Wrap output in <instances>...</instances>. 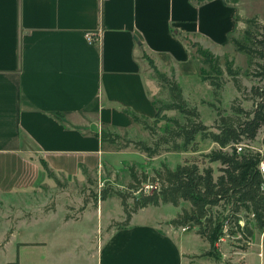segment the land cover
<instances>
[{
  "label": "crops",
  "instance_id": "0c3cea01",
  "mask_svg": "<svg viewBox=\"0 0 264 264\" xmlns=\"http://www.w3.org/2000/svg\"><path fill=\"white\" fill-rule=\"evenodd\" d=\"M239 3L0 0V264L209 261L204 255L208 242L196 229L188 235V228L169 222L175 216L152 211L163 204L137 210L124 225H116L123 220V210L121 219L109 215L105 223L100 221L101 238L94 248L92 240L83 246L36 240L38 221L56 218L59 228L53 233H62L61 227L80 220L91 203L88 200L74 216L69 213L73 204L66 202L37 207V192L52 178L101 179V172L118 170L111 159L103 158L106 152L136 151L146 157L132 143L123 149L107 148L100 131L143 140L132 136L137 128L148 133L132 114L151 120L156 112L149 83L150 74L158 77L148 59L175 79L179 72L199 78L191 42L204 48L208 41L226 45L237 23L232 7ZM91 32L98 34L94 42L86 39ZM125 163L127 168L135 164ZM108 198L97 202L96 216H102ZM197 240L206 243L203 251L192 246ZM254 245L264 264V228L253 233L244 264H249Z\"/></svg>",
  "mask_w": 264,
  "mask_h": 264
},
{
  "label": "trees",
  "instance_id": "16d2710c",
  "mask_svg": "<svg viewBox=\"0 0 264 264\" xmlns=\"http://www.w3.org/2000/svg\"><path fill=\"white\" fill-rule=\"evenodd\" d=\"M223 1L231 5L236 0ZM235 20H239L237 15ZM246 23L247 27L242 31V36L230 37V41L236 51L247 56L250 69L246 74L256 80L245 95L252 106L246 109L241 104L232 105L230 114L218 110L215 121L216 131L210 130L201 121L197 107L189 105L185 100L175 77L161 73L153 61L148 59L161 86L167 90L168 97L164 101L154 100L156 112L151 121L132 114L134 121L149 132V140H127L123 146L132 143L134 148L142 151L149 158L162 151H186L195 143L198 135L202 139H211L216 146L204 154L208 164L186 158L174 168L162 163L161 167L153 169L151 174L143 170L139 171L133 165L129 166L127 191L104 187L98 198L97 194L94 196L95 204L99 199L111 196L119 198L124 220L116 225L127 224L131 215L141 208L161 204L179 206L181 202L186 201L189 207L183 206L169 222L175 227L195 225L196 233L209 245L204 255H216L218 258L220 251L217 242L224 234V221L234 223V225L230 224L228 229L231 236L239 232L242 237L251 238L255 229L264 228V189L262 188L264 176L259 168L264 153L249 146H242L241 151H237L236 148L238 143L255 140L264 127V22L253 17L247 19ZM193 44L202 57L203 64L209 68L207 71L201 69L199 73L202 74L201 79L208 80L214 88L220 87V81L215 79L223 74L219 57L198 43ZM225 71L232 76L238 87L236 76L239 74V69L232 68L227 58ZM168 111H176L182 118L168 116L166 115ZM163 122L165 124L161 125ZM161 126L162 132L158 133L156 127L158 129ZM100 137L102 141L114 145L120 135L102 129ZM40 162L49 172L46 161L41 159ZM214 162L219 163L217 175L210 165ZM142 183L151 187H142ZM84 206L85 204L82 205L81 210ZM220 206L227 211L224 215L219 209H215ZM243 213L246 214L245 218ZM248 215H252L251 218H248ZM243 218L244 224L240 226L238 222ZM251 221L253 224L250 223Z\"/></svg>",
  "mask_w": 264,
  "mask_h": 264
},
{
  "label": "rangeland",
  "instance_id": "374dc122",
  "mask_svg": "<svg viewBox=\"0 0 264 264\" xmlns=\"http://www.w3.org/2000/svg\"><path fill=\"white\" fill-rule=\"evenodd\" d=\"M240 3L237 7H232L236 11V15L239 17L237 20L236 26L233 31L228 36V41L226 45H220L223 43L219 42H211L208 41L206 43L208 49L212 51V53H216V56L219 57L220 65L223 69V74L218 75L215 79L220 81V87L214 88L209 84L208 80H202L201 75L199 74V78L195 75L194 77L190 75H182L179 72L178 77H176L179 85L183 89V97L189 103V105L196 106L199 113L201 121L209 127L210 130L216 131L215 121L217 119V111L219 110L222 113L230 114L231 106L241 104L244 108H251V101L245 97L248 94L250 86L256 83L255 78L246 74L249 66L247 63V56L235 50L233 43L230 41V37L240 38L242 36V31L247 27L246 20L249 18H256L260 22H264V0H238ZM191 47H195L193 42H191ZM204 48V47H203ZM192 53L196 58V67L197 72L200 73L201 69H205L206 71L209 69L207 65L203 64L202 57L197 53L196 47L192 48ZM228 59L231 63L232 68L239 69V74H237V83L238 87L235 84L232 76L228 75L225 71V59ZM214 73V72H211ZM173 76V75H171ZM201 76V77H200ZM154 76L150 74L151 83H149L150 92L155 98V100H166L167 90L163 88L160 84L159 79L157 80L153 78ZM155 77H157L155 75ZM199 79V80H198ZM168 116H176L178 118H182L180 114L176 111H168L166 113ZM151 121V120H150ZM163 122L161 125H164ZM137 133L132 134L133 138L148 140L149 132L147 133L145 130L141 128H137ZM156 130L158 133L162 132V126ZM118 142L114 145L107 144V148L111 147L114 149H123L127 146H123V143L127 141V133L122 134L120 138L117 139ZM264 127L259 131L257 137L253 141H243L240 143L242 146H249L250 148L263 151L264 153ZM109 146V147H108ZM216 144L208 138L202 139L199 135L196 137L195 143L186 151H162L160 154L147 159L140 152H131V153H111L106 152L103 154V158L107 160H112L113 164L118 167V170L114 172H101L102 176L99 179L98 176L90 175L86 178L75 179V178H66L65 176H60V181H56L55 178H52V183L46 185V187L42 189H38L37 199L41 204L37 207H41L43 209H47L54 205L55 202L69 203L73 204V208L69 209V213L74 216L77 215L81 211L82 205H86L87 201L90 200V205L85 208V212L83 217L75 221H69L64 226H62V233H53L57 228L56 218L54 220H41L36 223V231L34 234V238L36 240L53 243L54 241H58L61 244H74L76 246H83L85 244H90V241L93 242V248L96 246L97 240L101 238V229L100 224L105 223L108 220L109 215H113L116 219H121L122 206L120 204V200L118 197L113 196L108 198L103 202L102 206V216H96V204L94 202V196L97 194V198L99 197L100 192L104 187H110L108 189L117 188L127 191L126 185L129 180V170L127 165L128 162H134L135 164H131L139 171L143 170L151 174L153 169L161 167L162 163H166L171 168H174L177 164L182 163L186 158H190L192 160H197L199 162H205L204 164H208V162L204 159V154L208 153L212 148H214ZM195 150V151H194ZM241 151V150H240ZM264 159V158H263ZM130 165V166H131ZM210 165L215 169V175L218 174L217 168L219 167V163L214 162L210 163ZM125 166V168H124ZM57 182L56 184L54 182ZM142 183V187H146ZM144 185V186H143ZM150 188V187H149ZM148 188V189H149ZM104 199H99V202ZM60 204V203H58ZM57 204V205H58ZM59 206V205H58ZM189 207V203L186 201L181 202L179 206H174L172 204H163L161 208H153L152 211L156 214H162L164 216H176L178 212L181 211L182 207ZM215 209H219L222 215H224L227 211L223 207H218ZM245 218L246 214L243 213ZM252 215H248V218H251ZM244 218L243 223H244ZM247 218V217H246ZM124 220V217H123ZM123 220L116 222L121 223ZM229 222V221H228ZM253 224V221L250 222ZM226 222L224 221V225ZM231 223L229 222V225ZM228 225V224H227ZM231 225H234L232 223ZM182 226L179 228L181 229ZM184 227V226H183ZM235 227V226H234ZM188 228L187 234L193 235L195 233V225L191 224ZM186 228V229H187ZM236 228V227H235ZM229 229V228H228ZM256 229L254 230V232ZM228 235L221 241L218 245V249L220 251V257L218 258L216 255L207 256L209 259L208 262H205L206 259H202L200 262L198 259L194 260L196 264H244L245 263V255L246 248L249 246L245 241L238 240L240 239L241 233H236L235 236H231L229 231H227ZM256 241V240H255ZM89 242V243H87ZM196 252L203 251L206 246V243L201 240H197L192 243ZM253 253L249 254L248 260L249 264H260V258L257 255L258 246L254 245ZM36 254L40 255L38 250ZM83 260V259H82ZM205 260V261H203Z\"/></svg>",
  "mask_w": 264,
  "mask_h": 264
},
{
  "label": "built area",
  "instance_id": "2783aa9c",
  "mask_svg": "<svg viewBox=\"0 0 264 264\" xmlns=\"http://www.w3.org/2000/svg\"><path fill=\"white\" fill-rule=\"evenodd\" d=\"M86 39H87V41H89V42H94V41H96L97 39H98V34L97 33H95V32H91V33H86ZM236 148H237V151H240L241 149H242V145L240 144V143H238V144H236ZM259 168H260V172L263 174V176H264V159H262L261 161H260V163H259ZM146 187H151V186H146ZM262 188L264 189V183H263V185H262ZM226 222V224L224 225V228H223V232H224V234H223V236H221L220 238H219V241L217 242V247H218V245H219V243L221 242V241H223L224 240V238L228 235V233H227V231H228V228H229V222H228V220H226L225 221ZM239 224H240V226H243V221H241V220H239V222H238ZM228 224V225H227ZM186 228L187 227H181V229L182 230H186ZM240 239H242L243 241H245L246 243H247V245H250L251 244V238H244V237H242L241 235H240Z\"/></svg>",
  "mask_w": 264,
  "mask_h": 264
}]
</instances>
